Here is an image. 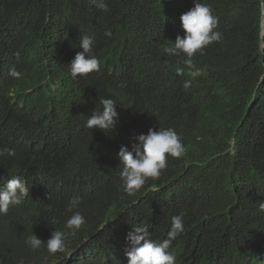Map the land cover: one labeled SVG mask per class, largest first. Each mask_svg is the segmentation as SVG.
<instances>
[{
    "label": "trees",
    "instance_id": "1",
    "mask_svg": "<svg viewBox=\"0 0 264 264\" xmlns=\"http://www.w3.org/2000/svg\"><path fill=\"white\" fill-rule=\"evenodd\" d=\"M105 2L107 12L90 0H0V149L16 153L0 155V178L19 175L33 186L34 180L51 177L53 162L74 152L64 148L59 154L42 137L54 143L57 136L60 144L73 147L69 124L86 123L107 98L124 116L118 115L108 140L97 143L100 148L93 144L79 152L90 170L111 155L113 142L148 133L156 123L181 136L186 154L168 157L159 178H149L132 195L118 189L97 205H82L86 228L76 240H67L64 252L50 254L46 244L32 250L25 239L8 264H99L103 256L105 264H122L133 227H148L150 238L162 242L178 215L185 231L171 242L176 264H259L264 253V0H196L211 7L218 18L214 30L222 38L198 52L193 71L201 74L188 77L191 85L180 106L156 104L148 76L175 63L165 49L184 36L180 17L195 0ZM106 29L111 37L104 36ZM93 34L100 71L70 79L68 65L83 51L80 37ZM33 194L32 189L29 196L36 202L39 196ZM64 219L38 214L37 238L46 242ZM101 226L97 236L76 246Z\"/></svg>",
    "mask_w": 264,
    "mask_h": 264
},
{
    "label": "clouds",
    "instance_id": "2",
    "mask_svg": "<svg viewBox=\"0 0 264 264\" xmlns=\"http://www.w3.org/2000/svg\"><path fill=\"white\" fill-rule=\"evenodd\" d=\"M90 2L105 12L109 10L105 0ZM180 20L184 36L172 39L165 49L176 60L175 63L159 75L148 76L149 92L156 104L170 102L171 106H180L182 94L191 85L188 77L201 74L199 69L193 71L199 53L222 38L221 32L214 30L218 26V18L205 3L195 0L194 7L183 13ZM104 36L111 37V30L106 29ZM95 43L94 34L80 37L79 48L83 51L77 52L68 65L71 75L67 71L65 73L70 79L100 71L101 61L94 52ZM12 75L18 77L20 73L13 69ZM100 104L102 110H94L86 123L69 124V128L74 129L73 147L60 144L57 136L54 143L42 137L44 143L53 144L59 154L64 148L74 152L72 156L58 157L53 162L51 177L36 179L33 186L19 175L0 178V264H8L25 239H28L27 244L32 250L46 244L45 249L50 254L64 252L67 240H76L77 233L86 228L82 205H97L104 196L118 189L132 195L149 178H159L162 170L167 167L168 157L178 159L186 154L181 136L171 127L156 123L151 124L154 130L149 129L148 133L137 131L122 134V142H113L115 145L111 155H105L106 160H103L101 166L90 170L85 163L86 159L84 161L79 152L86 153L93 144L108 140L107 136L116 129L118 115L124 116L120 106L116 110L117 103L113 99H101ZM25 146L29 148L30 144ZM4 154L15 156L16 153L14 149H0V155ZM32 189L33 195L39 196L36 202L29 196ZM40 213L51 218H65L61 227L48 232L50 235L45 239L46 242L37 238L40 231L36 219ZM102 229L103 226L76 246L88 243ZM148 229L146 226H136L127 234L128 246L122 251V264H176V253L170 249L172 240L185 231L182 215L172 217L171 228L162 242L152 240ZM105 262L106 257L103 256L99 264ZM259 264H264V253Z\"/></svg>",
    "mask_w": 264,
    "mask_h": 264
}]
</instances>
